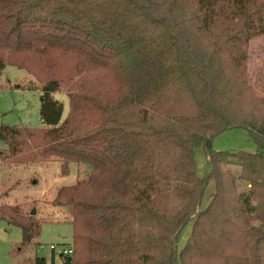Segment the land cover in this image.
Segmentation results:
<instances>
[{
    "label": "trees",
    "instance_id": "16d2710c",
    "mask_svg": "<svg viewBox=\"0 0 264 264\" xmlns=\"http://www.w3.org/2000/svg\"><path fill=\"white\" fill-rule=\"evenodd\" d=\"M261 36L264 0H0V75L12 66L42 84L41 127L0 123V160L89 170L52 201L71 217L64 264H264V97L246 74L248 43ZM62 86L63 121L52 96ZM235 128L256 152L213 150ZM237 181L249 188L238 194ZM0 221L20 230L18 255L40 236L17 205L1 204Z\"/></svg>",
    "mask_w": 264,
    "mask_h": 264
},
{
    "label": "rangeland",
    "instance_id": "374dc122",
    "mask_svg": "<svg viewBox=\"0 0 264 264\" xmlns=\"http://www.w3.org/2000/svg\"><path fill=\"white\" fill-rule=\"evenodd\" d=\"M246 74L249 85L258 97H264V36L251 39L248 43V60ZM41 82L24 70L7 66L0 75V123L7 126L40 128L39 119ZM66 86L52 94L53 98L63 105L61 121L69 110ZM0 157L6 147H1ZM215 151L254 153L257 147L250 139L247 131L241 128L229 129L212 141ZM196 174L204 178L210 173L208 158L201 147L195 150ZM67 173L63 174L61 162H35L26 165H14L0 161V205H17L22 214L37 219L41 226L40 236L33 240L26 250L16 254L21 242V232L0 221V264H27L34 255L52 262L54 247L55 264H64L61 250L69 247L72 240L71 217L68 209L54 207L52 201L58 189L75 184L85 178L89 172L82 165L68 163L64 166ZM222 171L238 174V167L222 164ZM237 193L245 192L249 186L245 181H237ZM215 192V181L209 180L203 191L200 210L210 202ZM192 221L189 222L176 241V255L190 236ZM38 242V243H36Z\"/></svg>",
    "mask_w": 264,
    "mask_h": 264
},
{
    "label": "built area",
    "instance_id": "2783aa9c",
    "mask_svg": "<svg viewBox=\"0 0 264 264\" xmlns=\"http://www.w3.org/2000/svg\"><path fill=\"white\" fill-rule=\"evenodd\" d=\"M51 250L53 252L54 247H52ZM72 252H73V247H72V245H69V247L63 248L61 250V253L60 254H61V256L63 258H65V257L71 256L72 255Z\"/></svg>",
    "mask_w": 264,
    "mask_h": 264
},
{
    "label": "crops",
    "instance_id": "0c3cea01",
    "mask_svg": "<svg viewBox=\"0 0 264 264\" xmlns=\"http://www.w3.org/2000/svg\"><path fill=\"white\" fill-rule=\"evenodd\" d=\"M4 145H2L1 147H3ZM1 161V160H0ZM36 240V239H35ZM36 243H38V242H36ZM52 262H51V264H55V262H54V252H52ZM47 264V263H46Z\"/></svg>",
    "mask_w": 264,
    "mask_h": 264
},
{
    "label": "water",
    "instance_id": "95a60500",
    "mask_svg": "<svg viewBox=\"0 0 264 264\" xmlns=\"http://www.w3.org/2000/svg\"><path fill=\"white\" fill-rule=\"evenodd\" d=\"M67 261L69 262L70 260L68 259Z\"/></svg>",
    "mask_w": 264,
    "mask_h": 264
}]
</instances>
